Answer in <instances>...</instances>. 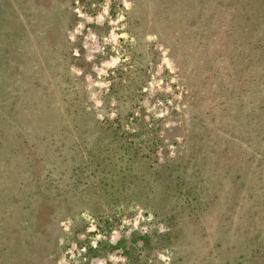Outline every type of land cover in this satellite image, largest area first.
<instances>
[{
	"label": "rangeland",
	"instance_id": "374dc122",
	"mask_svg": "<svg viewBox=\"0 0 264 264\" xmlns=\"http://www.w3.org/2000/svg\"><path fill=\"white\" fill-rule=\"evenodd\" d=\"M0 264H264V0H0Z\"/></svg>",
	"mask_w": 264,
	"mask_h": 264
},
{
	"label": "trees",
	"instance_id": "16d2710c",
	"mask_svg": "<svg viewBox=\"0 0 264 264\" xmlns=\"http://www.w3.org/2000/svg\"><path fill=\"white\" fill-rule=\"evenodd\" d=\"M249 37V36H248Z\"/></svg>",
	"mask_w": 264,
	"mask_h": 264
}]
</instances>
